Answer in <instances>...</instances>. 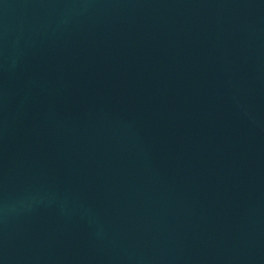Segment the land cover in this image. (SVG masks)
<instances>
[{"label": "water", "instance_id": "water-1", "mask_svg": "<svg viewBox=\"0 0 264 264\" xmlns=\"http://www.w3.org/2000/svg\"><path fill=\"white\" fill-rule=\"evenodd\" d=\"M0 264H264V0H0Z\"/></svg>", "mask_w": 264, "mask_h": 264}]
</instances>
